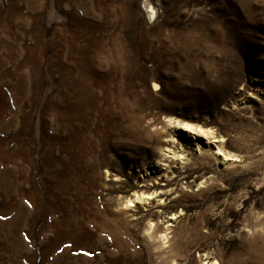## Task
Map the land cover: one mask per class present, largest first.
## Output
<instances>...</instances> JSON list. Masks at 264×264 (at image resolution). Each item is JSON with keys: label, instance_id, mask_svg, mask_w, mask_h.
<instances>
[{"label": "rangeland", "instance_id": "rangeland-1", "mask_svg": "<svg viewBox=\"0 0 264 264\" xmlns=\"http://www.w3.org/2000/svg\"><path fill=\"white\" fill-rule=\"evenodd\" d=\"M0 264H264V0H0Z\"/></svg>", "mask_w": 264, "mask_h": 264}]
</instances>
